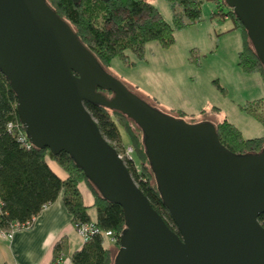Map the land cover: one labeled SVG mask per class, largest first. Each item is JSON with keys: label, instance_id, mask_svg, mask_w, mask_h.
Listing matches in <instances>:
<instances>
[{"label": "water", "instance_id": "obj_1", "mask_svg": "<svg viewBox=\"0 0 264 264\" xmlns=\"http://www.w3.org/2000/svg\"><path fill=\"white\" fill-rule=\"evenodd\" d=\"M221 1L264 70V0ZM0 72L16 97L29 144L50 156L67 154L100 198L122 209L125 228L113 264H264L258 222L264 149L233 154L220 144L215 124L189 123L145 102L105 70L46 0H0ZM85 104L118 112L141 130L175 231L152 208Z\"/></svg>", "mask_w": 264, "mask_h": 264}, {"label": "trees", "instance_id": "obj_2", "mask_svg": "<svg viewBox=\"0 0 264 264\" xmlns=\"http://www.w3.org/2000/svg\"><path fill=\"white\" fill-rule=\"evenodd\" d=\"M47 1L57 15L72 26L78 38L104 67L114 58L125 62L126 51H131L138 59H142L144 46L149 42H157L161 47L169 48L174 43V31L201 20L203 2L165 0L173 14L172 24H169L159 17L157 9L146 0H80L77 3L74 0ZM217 3L219 6V2ZM144 15L146 18L139 21ZM217 15L223 14L218 11ZM223 16H230L234 21L235 28L228 32L236 29L242 32L244 41L238 56V68L245 74L258 73L264 81L263 67L256 58L241 23L231 11ZM15 105L16 97L8 80L0 72V232L9 230L16 224H33L46 206L59 200L74 224L93 222L100 232L90 236L79 250L72 253L68 252L65 239L59 240L53 247V263L60 255H66L71 264H113L112 250L117 251L119 248L120 235L125 228L122 209L101 199L83 171L74 165L67 154L50 156L66 174V178L61 179L47 164L48 150L32 146L28 149L20 143L19 136L26 138V135L21 128ZM85 106L96 121L102 137L114 149V144L117 147L126 146L121 140L120 127L127 133L129 146L134 150L133 155L138 157L140 166L137 167L133 160L126 168L152 208L175 231L176 227L159 195L154 174L145 156L141 130L132 120L118 112L90 104ZM247 112L257 122L264 124V117L254 110ZM173 117L184 119L185 115ZM189 123L197 122L192 120ZM215 126L220 144L233 154H255L264 149V136L244 139L241 132L227 121ZM116 151L118 152L117 149ZM81 184L92 197L90 205L84 202L79 190ZM92 210L94 219L90 216ZM258 222L264 228V214L258 217ZM106 232L112 233V241L105 237Z\"/></svg>", "mask_w": 264, "mask_h": 264}, {"label": "rangeland", "instance_id": "obj_3", "mask_svg": "<svg viewBox=\"0 0 264 264\" xmlns=\"http://www.w3.org/2000/svg\"><path fill=\"white\" fill-rule=\"evenodd\" d=\"M146 1L157 9L159 17L172 24L173 14L165 0ZM202 1L201 20L174 31V43L169 48L149 42L142 59L126 51L125 62L114 58L103 67L134 94L169 116L184 114L186 122L197 123L227 121L244 139L263 137L264 124L247 110L264 117V81L260 74H245L238 68L244 40L241 30L228 32L235 28L232 18L223 16L230 9L221 0L219 6L217 1ZM218 11L223 15H217ZM145 18L144 15L139 21ZM119 131L122 143L129 146L127 133L121 127ZM114 147L119 153L115 144ZM133 160L140 166L136 155ZM53 167L62 173L57 165ZM82 194L85 204H91L88 192L82 189ZM90 216L95 218L93 210ZM116 253L113 249V259Z\"/></svg>", "mask_w": 264, "mask_h": 264}, {"label": "crops", "instance_id": "obj_4", "mask_svg": "<svg viewBox=\"0 0 264 264\" xmlns=\"http://www.w3.org/2000/svg\"><path fill=\"white\" fill-rule=\"evenodd\" d=\"M46 161L58 177L66 178L63 171L55 172L53 166L56 164L50 155ZM82 189L87 191L83 184L79 186L81 194ZM61 239L67 242L69 253L79 250L83 245L70 215L58 200L46 206L31 227L16 231L10 241L0 240V264H53V247Z\"/></svg>", "mask_w": 264, "mask_h": 264}, {"label": "built area", "instance_id": "obj_5", "mask_svg": "<svg viewBox=\"0 0 264 264\" xmlns=\"http://www.w3.org/2000/svg\"><path fill=\"white\" fill-rule=\"evenodd\" d=\"M212 1H217L218 0H212ZM9 128H11V125H9ZM22 128V127H21ZM19 142L22 143L26 148H30L31 145L29 144L27 138H24L23 136H19ZM119 149V158L123 161L124 165L126 166L129 162L133 161V153L134 150L131 146H120L117 147ZM30 222H27L25 225H13L9 230L1 231L0 232V240L4 241H10L13 237V234L16 231L22 230V229H27L31 227ZM74 227L76 229V232L78 236L82 239V242H86L90 236L99 233V229L95 226L93 222H89L86 224H74ZM105 237L112 241V233L111 232H106ZM53 264H71L70 259L66 255H60V257L53 263Z\"/></svg>", "mask_w": 264, "mask_h": 264}, {"label": "flooded vegetation", "instance_id": "obj_6", "mask_svg": "<svg viewBox=\"0 0 264 264\" xmlns=\"http://www.w3.org/2000/svg\"><path fill=\"white\" fill-rule=\"evenodd\" d=\"M80 1V0H79ZM106 95L108 96V97H110V93H106Z\"/></svg>", "mask_w": 264, "mask_h": 264}]
</instances>
